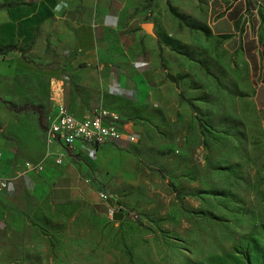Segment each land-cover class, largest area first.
I'll return each instance as SVG.
<instances>
[{"label":"rangeland","instance_id":"obj_1","mask_svg":"<svg viewBox=\"0 0 264 264\" xmlns=\"http://www.w3.org/2000/svg\"><path fill=\"white\" fill-rule=\"evenodd\" d=\"M171 1L145 0L138 42L124 49L109 43L97 70L101 84L90 91L76 84L89 74L70 76L61 67L58 42H41L32 51L30 44L25 55L38 70L61 68L59 79L14 66L19 53L0 57V178L31 172L24 163L44 158L36 111H13L6 101L37 105L44 116L54 102L81 114L71 102L92 100L87 109L115 110L137 137L122 149L128 157L123 174L101 189L138 217L109 219L106 210L48 198L34 212L16 205L0 233L4 243L16 245L14 264H23L29 243L30 264H264V129L239 97L231 70L218 61L217 42ZM140 61L149 62L144 79L135 75ZM110 62L128 77L127 96L104 87Z\"/></svg>","mask_w":264,"mask_h":264},{"label":"crops","instance_id":"obj_2","mask_svg":"<svg viewBox=\"0 0 264 264\" xmlns=\"http://www.w3.org/2000/svg\"><path fill=\"white\" fill-rule=\"evenodd\" d=\"M7 1L20 4L0 7V44H31L29 51H32L41 42H58L63 52L58 60L65 72L70 76L89 74L87 79L76 83L78 88L86 91L97 83L101 84L97 70L104 65L103 53L109 43L124 49L137 41L135 33L139 31V19L143 16L138 9L145 3V0H0V4ZM171 5L188 12L190 21L203 26L217 42L221 53L217 54L218 61L225 69L231 70L239 97L249 101L251 110L257 115L258 126L264 129V0H172ZM195 17H199L196 19L200 22H193ZM11 52L0 57L10 58ZM14 58V66H22L30 73L56 79L61 76L59 67L38 70L32 60H24L20 53ZM140 62L144 63L138 66L141 68L135 75L144 79L148 77L149 62ZM115 64L110 62L107 65L104 87L107 91H116L119 87L121 94L127 96L128 77ZM69 88H72L71 83L66 85V89ZM159 92L155 93L156 97ZM71 103L72 108L82 112L78 115H83L89 110L85 104L89 106L93 101L83 103L77 98ZM131 127L132 124L127 122V128L132 131ZM42 141L45 154L48 146L43 130ZM130 145L124 140L105 143L97 148L96 157L89 164L82 155L68 157L60 165L46 157L40 171L10 177L7 187L0 192V233L5 231L16 205L20 212H34L43 198L75 201L104 213L106 204L97 192L107 183L114 184V177L123 174L128 157L122 149ZM49 149L56 151L59 148L54 145ZM15 248L14 243H4L0 238V264L17 261ZM31 250L30 243L24 245L23 264H30Z\"/></svg>","mask_w":264,"mask_h":264},{"label":"built area","instance_id":"obj_3","mask_svg":"<svg viewBox=\"0 0 264 264\" xmlns=\"http://www.w3.org/2000/svg\"><path fill=\"white\" fill-rule=\"evenodd\" d=\"M126 120L119 114L104 106L98 105L90 108L85 114L74 115L63 103L54 102L45 114L44 139L47 144L44 158L51 157L56 165L73 155H82L90 159L95 151L105 143H118L121 140L127 143H136L135 133L127 128ZM58 146V150L52 151L49 147ZM32 164L25 162L26 170L40 171L43 161ZM86 180V179H85ZM87 181V180H86ZM7 181L0 178V192L7 187ZM99 198L106 204V214L112 219L115 214L129 215L136 219L138 214L135 210L127 209L111 192L99 190Z\"/></svg>","mask_w":264,"mask_h":264},{"label":"trees","instance_id":"obj_4","mask_svg":"<svg viewBox=\"0 0 264 264\" xmlns=\"http://www.w3.org/2000/svg\"><path fill=\"white\" fill-rule=\"evenodd\" d=\"M20 3L18 2H11V1H7L5 3H2L0 4V7H11V6H15V5H18ZM29 48V45H24V46H19L18 43H5V44H0V55H6L7 53L11 52V51H16V52H19L21 54V57L24 59V60H28L26 58V55H25V51ZM160 66L164 72V76L170 81V82H173L176 86V80L175 78L173 77V75H171L170 73H168L165 69V66L163 65V63L160 61ZM179 97L182 98L180 92L178 93ZM6 103L8 104L9 108H11L13 111H21L23 109H26V108H32L36 111L37 113V118H38V121L39 123L41 124L42 126V130L45 129V114L46 112L44 113V116H42V112L40 111V107L37 106V105H21V106H14L12 103L10 102H7ZM70 110V109H69ZM71 111V110H70ZM72 112V111H71ZM73 113V112H72ZM74 114V113H73ZM119 114V113H118ZM76 116H80L78 114H74ZM119 116L123 119V120H126L127 119L123 116H121L119 114ZM43 117V118H42ZM137 142V141H136ZM132 144H135V143H132ZM167 185L170 186L172 188V190L175 192V194L178 192L177 188L172 184L170 183L169 181H167ZM133 210V209H131ZM120 215L118 214H115L114 215V218H117L119 217Z\"/></svg>","mask_w":264,"mask_h":264}]
</instances>
